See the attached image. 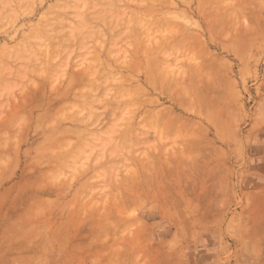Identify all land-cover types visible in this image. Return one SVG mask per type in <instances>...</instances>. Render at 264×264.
<instances>
[{
    "label": "rangeland",
    "instance_id": "374dc122",
    "mask_svg": "<svg viewBox=\"0 0 264 264\" xmlns=\"http://www.w3.org/2000/svg\"><path fill=\"white\" fill-rule=\"evenodd\" d=\"M21 2L0 264H264V0Z\"/></svg>",
    "mask_w": 264,
    "mask_h": 264
},
{
    "label": "bare ground",
    "instance_id": "6f19581e",
    "mask_svg": "<svg viewBox=\"0 0 264 264\" xmlns=\"http://www.w3.org/2000/svg\"><path fill=\"white\" fill-rule=\"evenodd\" d=\"M11 1H12V0H11ZM21 1H23V0H18V1H16V2H19V6H18L17 8H16V7L14 8L13 5L10 4V7H9L10 9L7 8L6 13H5V11H4V9H3V8H5V6L3 7V6H1V4H2V3L4 4V3H6V2H9V0H0V6H1V7H0V12H1V13H0V14H1V15H0V20L4 19L5 17H7V18H13L14 15H16L17 17H20L21 15H25V13L23 12L24 10H23V11L21 10V8H22V5H21L22 2H21ZM38 1H39V2H38ZM43 1H44V0H30V2H31L34 6H36V8L38 7V6H37L38 3L42 4ZM61 1L63 2V0H61ZM68 1H69V0H68ZM81 1H82V0H81ZM12 2H13V1H12ZM168 2H169V0H168ZM55 3H56V4H57V3H58V4H62V3L59 2V0H58V2H57V0H56ZM214 3H215V2H214ZM56 4H55V5H56ZM64 4H65V1H64ZM64 4H63V5H64ZM66 4H68V3L66 2ZM66 4H65V5H66ZM55 5L53 4L54 7H55ZM91 5H92V4H91ZM185 5H186V4H185ZM56 6H57V5H56ZM61 7H62V6H61ZM36 8H35V9H36ZM50 8H53V7H50ZM3 11H4V14H3ZM64 11H65V10H64ZM56 12H57V11H56ZM99 13H100V12H99ZM48 14H52V13H48ZM48 14H47V15H48ZM55 14H56V15H55ZM66 14H67V13H66ZM47 15H46V16H47ZM54 15H55V16H54ZM54 15H53V17L50 16L51 18H53L52 20L58 18V16H59V17L62 16V15H60V14L57 16V13H54ZM25 17H26V16H25ZM54 17H56V18H54ZM67 17H68V16H67ZM47 18H48V17H47ZM51 18H48V19H51ZM63 18H66V17H62V19H63ZM2 21H3V20H2ZM44 21H46V20H44ZM49 21H50V20H49ZM66 21H67V20H66ZM51 23H52V22H51ZM45 24H46V23H45ZM161 24H162V23H161ZM46 25L50 26L51 24H50V23L48 24V22H47ZM228 25H229V24H228ZM52 28H54V27H51V28L49 27L48 30L51 29V30L54 31V29H52ZM213 28H214V27H213ZM46 30H47V29H46ZM53 31H49V32H50V33H51V32L53 33ZM38 35H39V34H38ZM37 38H38V37H37ZM4 49H5V48H4ZM4 49H3V50H4ZM50 55H51V54H50ZM52 57H53V56H52ZM198 58H199V57H198ZM50 59H51V58H50ZM215 63H216V62H215ZM196 64H197V63H196ZM211 64H212V63H211ZM50 65H51V63H50ZM52 65H53V64H52ZM121 66H122V65H121ZM126 67H127V66H126ZM218 67H219V66H218ZM120 68H121V67H120ZM212 68H213V67H212ZM50 69H51V68H50ZM122 69H123V68H122ZM221 70H222V69H221ZM160 72H161V71H160ZM91 73H92V72H91ZM215 73H216V72H215ZM71 74H72V73H71ZM84 74H85V73H84ZM93 74H95V73H93ZM159 74H160V73H159ZM213 74H214V73H213ZM85 75H87V74H85ZM126 75H127V74H126ZM77 76H78V75H77ZM223 76H224V75H223ZM85 77H86V76H85ZM160 77H161V76H160ZM78 78H79V77H78ZM123 78H124V77H123ZM81 79H82V78L80 77V80H81ZM78 80H79V79H78ZM147 80H148V79H147ZM215 80H216V79H215ZM66 81H67V80H66ZM82 81H83V79H82ZM91 81H92V80H91ZM40 82H41V81H40ZM94 82H96V80H95ZM51 84H52V83H51ZM69 84H70V82H69ZM80 84H81V82H80ZM210 86H211V85H210ZM35 88H36V87H35ZM39 88H40V87H39ZM53 88H54V87H53ZM64 88H65V87H64ZM208 88H209V86H208ZM43 89H44V88H43ZM92 89H93V88H92ZM179 89H180V88H179ZM34 90H37V88L34 89ZM34 90H33V91H34ZM38 90H40V89H38ZM36 92H37V91H35V93H36ZM38 92H39V91H38ZM38 92H37V93H38ZM42 92H43V91H42ZM131 92H132V91H131ZM148 92H149V91H148ZM39 93H40V92H39ZM33 94H34V93H33ZM169 95H170V94H169ZM35 96H36V94H35ZM36 98H37V96H36ZM191 98H192V96H191ZM191 98H190V99H191ZM192 99H193V98H192ZM193 102H194V101H193ZM225 103H226V102H225ZM23 104H24V103H23ZM33 104H34V103H33ZM21 105H22V104H21ZM27 105H29V104H27ZM23 106H24V105H23ZM22 108H23V107H22ZM28 108H29V107H28ZM19 109H21V108H19ZM23 110H24V109H23ZM27 111H29V110H27ZM24 113H25V112H24ZM160 114H161V113H160ZM160 114H159V115H160ZM161 115H162V114H161ZM163 115H165V114L163 113ZM163 115H162V116H163ZM12 116H13V115H12ZM153 116H154V115H153ZM156 116H157V115H156ZM156 116H155V117H156ZM158 120H160V119H158ZM158 120H157V121H158ZM160 122H161V121H160ZM51 132H52V131H51ZM53 136H54V135H53ZM206 144H207V143H206ZM191 145H192V144H191ZM197 145H198V144H197ZM70 153H71V152H70ZM60 185H61V184H60ZM55 221H56V220H55ZM62 221H63V220H62Z\"/></svg>",
    "mask_w": 264,
    "mask_h": 264
}]
</instances>
